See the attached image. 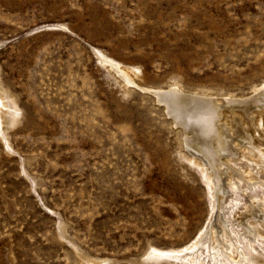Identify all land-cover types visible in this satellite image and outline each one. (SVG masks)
I'll list each match as a JSON object with an SVG mask.
<instances>
[{
  "label": "rangeland",
  "instance_id": "rangeland-1",
  "mask_svg": "<svg viewBox=\"0 0 264 264\" xmlns=\"http://www.w3.org/2000/svg\"><path fill=\"white\" fill-rule=\"evenodd\" d=\"M99 52L139 66L148 86L179 79L253 113L264 0H0L1 83L22 109L0 128V264H231L207 245L187 250L211 206L181 127L151 93H126ZM241 147L229 164L243 176L259 162ZM259 166L224 202L253 264H264V237L247 246L237 223L264 201ZM150 245L175 256H146Z\"/></svg>",
  "mask_w": 264,
  "mask_h": 264
},
{
  "label": "bare ground",
  "instance_id": "bare-ground-1",
  "mask_svg": "<svg viewBox=\"0 0 264 264\" xmlns=\"http://www.w3.org/2000/svg\"><path fill=\"white\" fill-rule=\"evenodd\" d=\"M98 55L100 61L114 70L122 80L119 81L126 93L130 92L131 87H137L151 93L155 101L163 105L165 114L172 120L171 124L181 127L183 131L186 144L184 148L189 154L186 159L201 168L209 190L211 213L204 231L187 250L195 251L207 245L208 248L213 249L212 255L221 252L220 254L228 257L231 264H253V261H249L246 255L238 250L235 244L237 237H231V230L235 232V220L227 217L224 202L229 188L237 189V178L250 185L253 184L251 181L257 177L259 164L264 163V143H260L253 133L255 130L258 137H261V133L264 135V108L259 106V103L264 102V90L255 92L257 95L253 102L257 105L256 110L253 108L254 112L251 113L250 108V111L248 109L244 111L242 107L231 105L233 101H237L233 97L223 99V94L190 90L179 79H175L167 86H148L144 84L142 69L139 66H125L115 59H109L101 52ZM223 104L228 106L224 107ZM21 115L22 109L16 96L4 89L0 77V128L4 125H15L20 121ZM259 125H261L260 129ZM4 138L7 139L3 135ZM241 145L243 149L240 150L247 149L246 152L252 155L255 163L259 162L256 164L257 168L248 164L243 176L239 169L236 170L231 166L232 163L229 164L233 161L230 157L235 151L234 147ZM257 203V206L247 207L243 219L237 223L242 226L239 236H243L247 246L250 247L254 241L264 237L260 223L258 225V219L264 223V201ZM174 253H176L174 249L163 250L150 245L146 256L158 260L173 257ZM108 261L106 258L89 259L87 264H106Z\"/></svg>",
  "mask_w": 264,
  "mask_h": 264
}]
</instances>
